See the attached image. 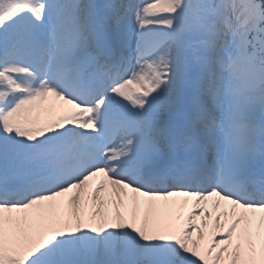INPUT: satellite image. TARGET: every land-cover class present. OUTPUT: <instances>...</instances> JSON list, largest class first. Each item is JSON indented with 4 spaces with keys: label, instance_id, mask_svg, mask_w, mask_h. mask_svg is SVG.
Here are the masks:
<instances>
[{
    "label": "snow or ice",
    "instance_id": "obj_1",
    "mask_svg": "<svg viewBox=\"0 0 264 264\" xmlns=\"http://www.w3.org/2000/svg\"><path fill=\"white\" fill-rule=\"evenodd\" d=\"M0 264H264V0H0Z\"/></svg>",
    "mask_w": 264,
    "mask_h": 264
},
{
    "label": "bare ground",
    "instance_id": "obj_2",
    "mask_svg": "<svg viewBox=\"0 0 264 264\" xmlns=\"http://www.w3.org/2000/svg\"><path fill=\"white\" fill-rule=\"evenodd\" d=\"M119 143V141H117V144Z\"/></svg>",
    "mask_w": 264,
    "mask_h": 264
},
{
    "label": "rangeland",
    "instance_id": "obj_3",
    "mask_svg": "<svg viewBox=\"0 0 264 264\" xmlns=\"http://www.w3.org/2000/svg\"><path fill=\"white\" fill-rule=\"evenodd\" d=\"M67 107V106H66Z\"/></svg>",
    "mask_w": 264,
    "mask_h": 264
}]
</instances>
